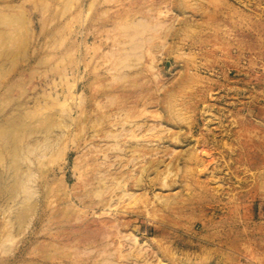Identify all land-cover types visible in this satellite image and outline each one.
Wrapping results in <instances>:
<instances>
[{
  "label": "rangeland",
  "instance_id": "obj_1",
  "mask_svg": "<svg viewBox=\"0 0 264 264\" xmlns=\"http://www.w3.org/2000/svg\"><path fill=\"white\" fill-rule=\"evenodd\" d=\"M0 264H264V0H0Z\"/></svg>",
  "mask_w": 264,
  "mask_h": 264
},
{
  "label": "bare ground",
  "instance_id": "obj_2",
  "mask_svg": "<svg viewBox=\"0 0 264 264\" xmlns=\"http://www.w3.org/2000/svg\"><path fill=\"white\" fill-rule=\"evenodd\" d=\"M209 111H208V109L206 108V107H204L203 108V116H205L207 113H208ZM207 125V124H206ZM139 131V130H138ZM133 132L134 131H131V136H133ZM134 137V136H133ZM210 145H212V143H208V146H210ZM194 155L195 154H193V153H191V156L188 158V161H192L193 163H196V161H199V162H201L202 163V161H203V159L201 160L200 158H194ZM195 161V162H194ZM129 196V195H128Z\"/></svg>",
  "mask_w": 264,
  "mask_h": 264
}]
</instances>
